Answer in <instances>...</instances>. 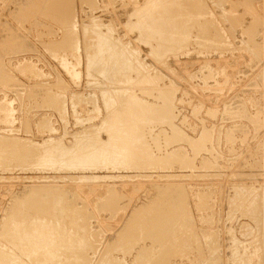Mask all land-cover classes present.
Segmentation results:
<instances>
[{
  "label": "rangeland",
  "instance_id": "374dc122",
  "mask_svg": "<svg viewBox=\"0 0 264 264\" xmlns=\"http://www.w3.org/2000/svg\"><path fill=\"white\" fill-rule=\"evenodd\" d=\"M161 1L158 6L172 9L171 14L178 16V21L184 20H181V24L187 25L189 22L190 28L180 26L177 21V30H185L189 34L194 31L196 34L190 35L192 38L187 47L176 55L169 54L158 60L155 55L152 56L151 45L144 39L148 30H144L146 34L143 32L142 38L137 29V24L141 22L140 11L148 7L152 10V6L157 11L153 0H0V148L4 155L8 153V157L0 153V256L3 255L0 264H4L7 259L9 264L12 261L13 264H43L44 261V264H62L64 260L66 264H264V0H199L201 4H197L198 0L196 3L195 0ZM145 4L148 6H143ZM200 9L203 10V16L199 13ZM226 11L228 14L224 16ZM196 13L197 16H194ZM187 15L190 19L184 18ZM195 19H200V24L195 23ZM73 25L77 28L76 37L68 34ZM108 28L113 30L109 33L112 37L109 35L111 39L108 43L113 40V45L107 44L102 50V59L89 67L88 57L98 53V36L101 32L107 33ZM220 31L223 32L222 36ZM76 38L80 43L79 50L72 49ZM116 38L117 42L121 41L120 46L114 43ZM208 38L218 40L223 45L205 46L203 42ZM114 45L117 49L112 47ZM123 45L130 49H124ZM121 48L123 53L120 52ZM114 49L115 52L119 51V59ZM129 50L132 57L128 54ZM105 54H108V59ZM117 61L121 64L116 66ZM74 71L78 74L75 75ZM149 76H153L154 80L147 79L151 78ZM143 77H146L145 80ZM156 88L163 91L160 96ZM119 89L129 98L123 95L121 102L117 94ZM131 107L133 110L129 111ZM118 111H122L119 114L122 118L128 113L138 115L145 112L146 116L147 113L151 115L147 117L150 125L140 122L142 126H138L139 132L134 139H124L125 135L124 138L123 135L116 138L119 140L115 142L119 144H114L119 145L122 151L130 147L131 150L126 149L128 154L125 151L123 156L111 157L107 160L110 167L105 166V162L90 170L72 169L60 163L63 161L61 155L76 146V143L83 146L92 140L95 142L96 138L98 141H108L107 129L110 124H107L106 119L109 114L117 112V115ZM165 112L169 113L168 117ZM154 117H159L155 119L156 122L152 119ZM146 128L150 130L147 132ZM151 132H154L152 136ZM120 142L123 145L121 147ZM12 150L17 151L15 153ZM31 152L38 155H32ZM43 153L51 155L47 157ZM14 155L15 159H12ZM40 155L47 157V160H52L51 156H54V160L50 161L53 164L38 167L37 158ZM133 156H136L134 160L131 159ZM140 157L144 159L139 160ZM112 158L116 160L112 161ZM145 159H148V163ZM117 161H123L119 163L121 166H118ZM140 161H144V164ZM33 162H37L36 165ZM110 162H115V165ZM94 174L109 175V178H82L83 175ZM25 191L32 193L34 198ZM40 195L42 197L38 200ZM56 196L62 203L60 205H63L59 207L66 214L61 209H54ZM24 199L27 204H24ZM36 201L41 207H36ZM24 205H28L27 211ZM19 208H22L20 210L24 215L27 214L26 219L22 212L20 214ZM36 211L39 212L38 216ZM11 215L14 218L12 222ZM42 215L47 224L49 220L48 228L44 231L46 236L49 233L48 245H43L44 249L40 248L42 244H38L33 229V221ZM18 217L23 221L28 218L27 223H22L20 219L24 236L29 235L26 238L32 240L25 243L28 246L20 242L18 244V233L13 232V229L9 231L13 221L19 223ZM57 222L58 225L52 224ZM28 223L32 225L28 226ZM54 226L62 228L54 229ZM73 226L77 227L79 234ZM55 233L58 237L60 234L61 238ZM169 233L174 236L169 237ZM9 237L11 240H8ZM77 237L87 241L78 239L76 242ZM2 238H5V242L7 239L8 243ZM166 238L169 242H165ZM33 241L39 246L36 243V246L33 245ZM72 242L80 247L74 248L77 245ZM58 243L71 244L72 250L76 252L70 250V245L65 246L62 253L64 245L56 247ZM87 243L91 246L88 247ZM30 246L34 247L32 252L29 251L32 250ZM50 246L57 248L54 249L55 253L62 248V252L58 251L60 255L58 252L54 254ZM81 249L86 255L81 253ZM45 250L50 252L46 254ZM34 251L33 256L30 253ZM6 253L7 256H13L6 257ZM44 253L49 256L48 260L47 256L43 257ZM61 253L64 256L73 253V256H68V259ZM31 258H34L32 262ZM74 258L78 260L74 261ZM37 259L42 260L39 262Z\"/></svg>",
  "mask_w": 264,
  "mask_h": 264
},
{
  "label": "bare ground",
  "instance_id": "6f19581e",
  "mask_svg": "<svg viewBox=\"0 0 264 264\" xmlns=\"http://www.w3.org/2000/svg\"><path fill=\"white\" fill-rule=\"evenodd\" d=\"M159 1H161V0H153V5H155V8H156V10L157 11H159V13H157V11H155V9H154V7L152 6V10H150L151 8L150 7H148V8H145V9H143V11H140L139 12V16H140V19H141V22H139L138 24H137V29L140 31V37H142L143 36V32H145V34H146V31H144V30H148V32H147V34L145 35V37H144V39L147 41V42H149V45H151V53L153 54L152 56H154L155 55V57L158 59V60H161V59H164V57H166L167 55H169V54H175V53H178L180 50H183L184 48H186L187 47V45H188V43L190 42V39L192 38V37H190V35L191 34H194L195 32L193 31V33H191V34H189L188 32H185V30L184 31H181V30H177V26H178V23H177V21L179 20L178 18V16H176L175 14L173 15V14H171L172 12V9L170 10L169 8H162V7H164V6H158V5H160V2ZM166 1V0H165ZM186 1V0H185ZM184 1V2H185ZM189 1V0H188ZM192 1V0H191ZM149 2V1H148ZM148 2H146V3H148ZM152 2V1H151ZM161 2H163V1H161ZM167 2V1H166ZM198 2H200V4L202 3L201 1H197V4H199ZM159 3V4H158ZM163 3H165V2H163ZM168 3V2H167ZM192 3V2H191ZM195 3H196V0H195ZM194 3V4H195ZM169 4H170V1H169ZM168 4V5H169ZM172 4V3H171ZM186 4V3H185ZM193 4V5H194ZM146 5L147 4H145V5H143V6H145L146 7ZM203 5V4H202ZM201 5V6H202ZM148 6V5H147ZM170 6V5H169ZM173 6V5H172ZM199 6V5H198ZM183 7V6H182ZM194 7L196 8L197 6H195L194 5ZM171 8V7H170ZM206 8V7H205ZM205 8H204V10H205ZM139 9H142V8H139ZM138 11V10H137ZM161 11H164L163 12V14H161L160 15V12ZM195 11H196V9H195ZM200 12V14H201V12H203V10H199ZM174 12V11H173ZM192 12V11H191ZM198 12V11H197ZM205 12V11H204ZM225 12V11H224ZM228 11H226V13H223L224 14V16H225V14H228L227 13ZM230 12V11H229ZM134 13H136V11L134 12ZM195 13V12H194ZM230 14V13H229ZM202 15V14H201ZM207 15V14H206ZM132 16H134V15H132ZM191 16V18H192V14H190L189 15V17ZM194 16H197V13H196V15H194ZM194 16H193V19H194ZM199 16V15H198ZM203 16V15H202ZM204 16H205V14H204ZM223 16V17H224ZM135 17V16H134ZM178 17V18H177ZM185 17H188V15L187 16H184V18ZM187 18V19H190V18ZM200 18H201V16H199ZM198 17V18H199ZM206 17V16H205ZM204 18V17H203ZM137 19H138V17H137ZM215 19V18H214ZM181 20L182 19H180V21H178L179 22V24H180V26L181 25H186V23L184 24L183 22V24H181L180 22H181ZM196 20V19H195ZM194 20V21H195ZM200 19H198V20H196L197 22H195V23H198V24H200L198 21H199ZM206 20H207V17H206ZM209 20V19H208ZM210 20H211V18H210ZM182 21H184V20H182ZM185 21H186V19H185ZM190 21V20H189ZM193 21V20H192ZM193 21V22H194ZM207 22V21H206ZM209 22H211V21H209ZM208 22V23H209ZM215 22V21H214ZM136 23V22H135ZM177 24V25H176ZM193 24V23H192ZM201 24H203V22L201 23ZM212 24H213V20H212ZM112 25V24H111ZM189 25V22H187V25L186 26H188ZM190 25H191V23H190ZM197 24H195V26H196ZM205 25V24H204ZM207 25V24H206ZM70 26V25H69ZM93 26H95V25H93ZM92 26V27H93ZM209 25H207V27H208ZM217 26V25H216ZM112 27V26H111ZM185 26H182V28H184ZM189 28H190V26H188ZM194 27V26H193ZM198 27V26H197ZM202 27V26H201ZM200 27V28H201ZM212 27V26H211ZM146 28V29H145ZM191 28H192V26H191ZM205 28H206V26H205ZM179 29V28H178ZM181 29V28H180ZM186 29V28H185ZM193 29V28H192ZM209 29H210V27H209ZM212 29V28H211ZM210 29V30H211ZM220 29V28H219ZM222 29V28H221ZM220 29V30H221ZM95 30V29H94ZM187 30V29H186ZM193 30H196V29H193ZM201 30V29H200ZM199 30V31H200ZM203 30H204V28H203ZM93 31V30H92ZM96 31H98V30H96ZM110 31H113V30H111L110 28H108V32L107 33H102L101 31V33L99 34V36H98V38L100 39V45H98V53L95 55V56H93V57H91V56H89L88 57V65H89V67L90 66H92L93 64H97L96 62H99L102 58H100L101 57V53H103L102 52V50H103V48L104 47H107L106 45L107 44H111L112 42H113V40L111 41V43H108V42H110ZM188 31H189V29H188ZM190 31H191V29H190ZM198 31V30H197ZM207 31V30H206ZM215 31H217L216 29H215ZM219 31V30H218ZM223 31V30H222ZM222 31H220L219 33H221ZM210 32V31H209ZM214 32V31H213ZM70 33V36L73 34V35H75L74 37H76L77 36V28H76V26L75 25H73L72 27H70L69 28V31H68V34ZM200 33V32H199ZM198 33V34H199ZM223 33V32H222ZM222 33H221V36H222ZM112 34V33H111ZM196 34V33H195ZM205 35H206V33H204ZM210 34H211V32H210ZM110 35V36H109ZM203 35V34H202ZM223 35H225V34H223ZM69 36V37H70ZM194 36H196V35H194ZM207 36H208V34H207ZM213 36V35H212ZM211 36V37H212ZM112 37V36H111ZM197 37H198V35H197ZM224 37V36H223ZM113 38H115V37H113ZM120 38V37H119ZM143 38V37H142ZM194 38V37H193ZM200 38V37H199ZM198 38V39H199ZM203 38V37H202ZM206 38V37H205ZM210 38V37H209ZM208 38V40H206V41H204L203 42V44L205 45V46H211V45H219V43H220V41H218V40H210ZM220 38V37H219ZM218 38V39H219ZM69 39V38H68ZM214 39H216V38H214ZM224 40H226L225 38H223ZM222 39V40H223ZM70 40H71V38H70ZM115 40V42L114 43H116L117 42V38L116 39H114ZM153 40H155L156 42L154 43L153 42ZM199 40H202V39H199ZM97 41V40H96ZM119 41V40H118ZM142 41V40H141ZM198 41V40H197ZM119 42H121V41H119ZM119 42H117V44L119 43ZM221 42H223V41H221ZM69 43V42H68ZM96 43V42H95ZM99 43V42H98ZM116 44V45H117ZM122 44H123V41H122ZM221 45H223L222 43H220ZM224 44H225V42H224ZM111 45H113V43L111 44ZM121 44L119 43V46H120ZM129 45V44H128ZM87 46V45H86ZM118 46V47H119ZM124 46V45H123ZM113 48L115 47L116 48V46L114 45V46H112ZM125 47H127L128 49H130L131 47H130V45H129V47L126 45V46H124L123 48L125 49ZM214 47V46H213ZM79 48H80V43H79V40L76 38V40H75V44H74V46H73V48L72 49H74V50H79ZM109 48V47H108ZM123 48H121L120 49V52H121V50L123 49ZM126 48V49H127ZM96 49V48H95ZM107 49V48H106ZM117 49V48H116ZM127 49V50H128ZM108 50V49H107ZM110 50H112V49H110ZM109 50V51H110ZM118 50H119V48H118ZM127 50H126V52H125V50H124V52L125 53H127ZM133 50V49H132ZM131 50V51H132ZM87 51V50H86ZM137 50H135V52H136ZM96 52V51H95ZM114 52H115V49H114ZM113 52V53H114ZM116 52H117V50H116ZM115 52V54H117V55H114V56H117V59H119V51L116 53ZM134 52V51H133ZM107 53H108V51H107ZM121 53H123V52H121ZM132 53V52H131ZM130 53V50H129V52H128V54L130 55L131 54ZM112 54V53H111ZM110 54V55H111ZM136 54V53H135ZM106 55V58L108 59V57H107V55L108 54H105ZM123 55V54H122ZM126 55V54H125ZM129 55H127V57L129 56ZM134 55V54H133ZM140 55V54H139ZM176 55V54H175ZM102 56H104V55H102ZM105 57V56H104ZM122 57H125V56H122ZM127 57H125V58H127ZM131 57H132V54H131ZM135 57V56H134ZM97 58V59H96ZM112 58H115V57H113L112 56ZM129 58V57H128ZM127 58V59H128ZM138 58V57H137ZM96 59V60H95ZM104 59V58H103ZM120 59H122L121 57H120ZM124 59V58H123ZM127 59H125V60H127ZM134 59V58H133ZM113 60V59H112ZM112 60H110V61H112ZM116 60V59H115ZM135 60V59H134ZM137 60V59H136ZM106 61V60H105ZM129 61H131V60H129ZM141 61V60H140ZM118 62V61H117ZM116 62V63H117ZM122 62V61H121ZM103 63H104V61H103ZM108 63H109V61H108ZM112 63V62H111ZM110 63V64H111ZM116 63H114V64H116ZM123 64L125 63H127V64H129V62H122ZM135 63V62H134ZM143 63V62H142ZM141 63V64H142ZM100 65H101V62L99 63ZM109 64V65H110ZM119 64H121V63H119L118 62V64H116V66L117 65H119ZM122 64V65H123ZM139 65H140V62L138 63ZM137 64V65H138ZM102 65H104V64H102ZM143 66H147V65H145V64H142ZM107 66V65H106ZM124 66V65H123ZM126 66V65H125ZM88 67V68H89ZM110 67V66H109ZM113 67V66H112ZM101 68V67H100ZM104 68H106V67H104ZM126 68V67H125ZM128 68V67H127ZM93 69V68H92ZM102 69H103V67H102ZM132 69V68H131ZM150 69V68H149ZM139 70V69H138ZM141 70H142V68H141ZM106 71H107V69H106ZM110 71H112L111 69H110ZM118 72V71H117ZM150 72V71H149ZM72 73V72H71ZM74 74L75 75H77L78 73L76 72V71H74ZM105 74V73H104ZM141 76V75H140ZM146 76H147V74H146ZM148 77V76H147ZM149 77H151V76H149ZM153 77V76H152ZM151 77V78H152ZM144 78V77H143ZM146 78V77H145ZM145 78H144V80H145ZM151 78H147V79H150V80H154V77L151 79ZM127 80V79H126ZM144 80H143V82H144ZM149 80V81H150ZM141 82H142V80H140ZM147 81V80H146ZM148 82V81H147ZM152 82H154V81H152ZM151 82V83H152ZM156 82V81H155ZM133 83V82H132ZM150 83V82H149ZM142 84V83H141ZM144 84V83H143ZM156 84V83H155ZM125 85H126V83H125ZM145 85V84H144ZM151 85H153V84H151ZM147 86H148V84H147ZM125 88V87H124ZM124 88H121V89H124ZM126 88H127V86H126ZM128 88H131L132 89V87H128ZM121 89H119L120 91H118L117 92V94H118V97H120L121 98V102H122V98H123V91L121 90ZM134 89V88H133ZM132 89V90H133ZM147 89V88H146ZM125 90V89H124ZM149 89H147L146 91H148ZM156 90V92H158L157 90H159V89H155ZM128 91H129V89H128ZM126 92H127V89H126ZM126 92H124V93H126ZM130 92V91H129ZM133 93L135 92V90L134 91H132ZM149 92V91H148ZM159 92H160V90H159ZM161 92H163V91H161ZM161 92H160V94L158 95V96H160L161 95ZM128 93V92H127ZM112 95V94H111ZM126 95V94H125ZM125 95H124V98H127V97H125ZM129 95V94H128ZM131 95H132V93H131ZM134 95V94H133ZM156 95V94H155ZM163 95H165V94H163ZM171 95V94H170ZM136 96V95H135ZM134 96V97H135ZM137 96H139V95H137ZM157 96V95H156ZM131 97V96H130ZM162 97V96H161ZM170 97V96H169ZM108 98V97H107ZM110 98V97H109ZM119 98V99H120ZM129 98V97H128ZM157 98V97H156ZM162 98H164V96L162 97ZM166 98V97H165ZM132 99V98H131ZM134 99H136V98H134ZM134 99H133V101H134ZM139 99V98H138ZM128 100H130V99H128ZM141 100V99H140ZM170 100V99H169ZM1 101V100H0ZM125 101V100H124ZM132 100H131V102H133ZM136 101H139V100H136ZM146 101V100H145ZM162 101H164L163 99H162ZM2 102V101H1ZM126 102V101H125ZM128 102V101H127ZM143 103H144V100L142 101ZM158 102V101H157ZM6 103V102H5ZM134 103V102H133ZM139 103H141L140 101H139ZM147 104L146 105H148V103H149V101H147L146 102ZM167 103V102H166ZM170 103V102H169ZM1 104V103H0ZM128 104V103H127ZM130 104V103H129ZM128 104V105H129ZM127 105V106H128ZM130 105H132V104H130ZM134 105H136V104H134ZM133 105V106H134ZM143 105V104H142ZM141 105V106H142ZM153 105V104H152ZM154 105H155V103H154ZM164 105V104H163ZM162 105V106H163ZM169 105V104H168ZM117 106V105H116ZM132 106V107H133ZM136 106H138V104L136 105ZM157 106H159V104L157 105ZM161 106V105H160ZM159 106V107H160ZM170 106V105H169ZM131 107V108H132ZM144 107H146V106H144ZM154 107H156V106H154ZM165 107V106H164ZM163 107V108H164ZM166 107H167V105H166ZM126 108V107H125ZM128 108H130V107H127V109ZM134 108V111H135V106L133 107ZM133 108L132 109H129V111L130 110H133ZM138 108V107H137ZM141 108H143V107H141ZM140 108V109H141ZM153 108V107H152ZM163 108H160L159 110H161V109H163ZM144 109V108H143ZM142 109V110H143ZM146 109V108H145ZM148 109H149V107H148ZM166 109V108H165ZM124 110V109H123ZM147 110V109H146ZM153 110H155V109H153ZM159 110H158V112H159ZM170 110V109H169ZM112 111V110H111ZM143 111H145V110H143ZM156 111H157V109H156ZM163 111H165V110H163ZM168 111V110H167ZM119 112V111H118ZM122 112V111H121ZM121 112H119L117 115H116V113L117 112H115L114 114H109V117H107V119H106V121H108L107 122V124H110V126L108 127V141H105V142H103L102 140H100L99 139V141L98 140H96L95 139V142H94V140H92L91 141V143L90 142H88V144L86 143V145H83L82 146V144H80V143H76L75 145L77 146L78 144L79 145H81V147H76V146H74L73 148H70V147H68V148H70V149H67V151L65 152V154L64 155H61L62 156V160L63 161H60V159H59V161H60V163H62V164H66L68 167H70V168H72V169H79V168H81V169H84V170H87V169H96V168H98V167H100L99 165L100 164H103V163H105L106 162V165L105 166H107L108 164V162H107V160H110L111 159V157H114L115 156V158H116V156H118V155H122L123 154V152H125L126 151V149H125V151H124V149H123V147H122V149H123V151L120 149V148H118V146H116L115 144H119V142H115V140H116V138L117 137H119L120 135H123V137L122 138H124V135H125V138L124 139H129V138H131V139H134L135 138V136H136V134H138L137 132H139L138 130V126H142V124H146L147 122L149 123L150 121H149V117H148V113H147V116L144 114V113H140V114H138V115H136V113L135 114H132V113H128V115H126L125 113V115L127 116H124L123 118L122 117H120L119 116V114L121 113ZM124 112V111H123ZM126 112V111H125ZM138 112V111H137ZM155 112V111H154ZM154 112H152V113H154ZM127 113V112H126ZM162 113V112H161ZM161 113H159L160 114V116L162 115ZM166 113V112H165ZM123 114V113H122ZM167 114V113H166ZM163 115H164V113H163ZM168 115H169V113L166 115L167 117H168ZM122 116V115H121ZM149 116H151V115H149ZM154 116V115H153ZM156 116V115H155ZM148 117V118H147ZM164 117H165V115H164ZM170 117V116H169ZM159 118V117H158ZM157 117L155 118H152V119H154V121H155V119H158ZM162 119H163V117H162ZM153 121V122H154ZM159 121H160V119H159ZM164 121L166 122V119H164ZM167 121H168V118H167ZM5 122V121H4ZM140 122H142V124L140 123ZM156 122V121H155ZM138 123L139 124H141V125H138ZM147 123V124H148ZM160 123H161V121H160ZM149 125H150V123H149ZM149 125H147L148 127H150ZM146 126V125H145ZM146 126V127H147ZM143 127H144V125H143ZM143 127H142V129H143ZM104 129H106V128H104ZM141 129V128H140ZM141 129V130H142ZM147 129V128H146ZM83 130V129H82ZM106 130V131H107ZM140 130V131H141ZM144 130H145V128H144ZM150 130V129H149ZM148 129H147V132L149 131ZM152 130V129H151ZM93 133V132H92ZM145 133V132H144ZM144 133H143V130H142V134H143V136H144V138H146L145 137V135H144ZM154 132H151V135L150 136H152V134H153ZM95 134V133H94ZM140 134V133H139ZM149 134H150V132H149ZM92 136V135H91ZM140 136V135H139ZM142 135H141V137H143ZM97 137V136H96ZM121 137V136H120ZM138 137V136H137ZM136 137V138H137ZM140 137V138H141ZM95 138V137H94ZM99 138V137H98ZM139 138V139H140ZM148 138V137H147ZM147 138H146V140H147ZM153 138V137H152ZM79 139V138H78ZM121 139V138H120ZM131 139H129V140H131ZM143 139V138H142ZM51 141H52V139H50ZM59 140V139H58ZM119 140V139H118ZM118 140H116V141H118ZM121 140H123V139H121ZM136 140V139H135ZM141 140V139H140ZM146 140H144V141H146ZM27 141V140H26ZM48 142H49V140H47ZM134 141V140H133ZM136 141H138V140H136ZM148 141V140H147ZM21 142V141H20ZM45 142V141H44ZM114 142H115V144H114ZM123 142V141H122ZM126 141H124V143H125ZM135 142V141H134ZM134 142H132V144L134 143ZM21 143H23V142H21ZM81 143H85V141L83 142H81ZM131 143V142H130ZM129 143V144H130ZM138 143H141V142H138ZM142 143H143V140H142ZM144 143H146V142H144ZM8 144H10V143H8ZM34 144V143H33ZM46 144V143H45ZM45 144H43V146L45 145ZM120 144H121V142H120ZM126 144V143H125ZM128 144V143H127ZM2 145V144H1ZM131 145V144H130ZM140 144H138V146H139ZM145 145V144H144ZM147 145V144H146ZM145 145V146H146ZM149 145V144H148ZM147 145V146H148ZM7 146H9V145H6V147ZM25 146H28V145H25ZM35 146H37V145H35ZM121 146H123L122 144L120 145V147ZM128 146V145H127ZM137 146V145H136ZM137 146V147H138ZM32 147V146H31ZM59 147V146H58ZM124 147H126L125 145H124ZM131 147H132V145H131ZM135 147V146H134ZM141 147H142V145H141ZM144 147V146H143ZM142 147V148H143ZM150 147V146H149ZM148 147V148H149ZM9 148H11V147H9ZM8 148V149H9ZM1 149V148H0ZM14 149V148H13ZM16 149V148H15ZM24 149H26V147L24 148ZM28 149V148H27ZM26 149V150H27ZM35 149V148H34ZM40 149V148H39ZM63 149V148H62ZM135 149H137L136 147H135ZM141 149V148H140ZM139 149V150H140ZM146 148H144V150H145ZM152 149V148H151ZM36 150V149H35ZM127 150H131L130 149V147L127 149ZM1 152L0 153H2V149L0 150ZM5 151V150H4ZM3 151V152H4ZM13 151V150H12ZM15 151H17V150H15ZM15 151H13V152H15ZM34 151V150H33ZM37 151V150H36ZM64 151V150H63ZM133 151V150H132ZM138 151V150H137ZM152 151V150H151ZM12 152V153H13ZM30 152V151H29ZM39 152H40V150H39ZM43 152V151H42ZM127 152V151H126ZM135 152H136V150H135ZM135 152H133V153H135ZM140 152V151H139ZM174 152H176V151H174ZM6 153V152H5ZM16 153V152H15ZM32 153V155H35L34 153H36L35 151H34V153L33 152H31ZM41 153V152H40ZM39 153V154H40ZM57 153V152H56ZM130 153H131V151H130ZM132 153V154H133ZM144 151H143V155H144ZM3 154V153H2ZM1 154V155H2ZM8 154V153H7ZM7 154L6 155H4L5 157L7 156ZM42 154V153H41ZM44 154V153H43ZM50 154V153H49ZM125 154V153H124ZM127 154H128V152H127ZM139 154V153H138ZM149 155L151 154V153H148ZM176 154H178V152H176ZM10 155V154H9ZM17 155V154H16ZM16 155H14L13 157L14 158H12V159H15V156ZM20 155V154H19ZM38 155V154H37ZM37 155H35V156H37ZM51 155V154H50ZM49 155V156H50ZM55 155V154H54ZM152 155H153V152H152ZM154 155H156V154H154ZM168 155H171V154H168ZM173 155H175V154H173ZM173 155H172V157H173ZM11 156V155H10ZM44 156H47L46 154H44ZM44 156H42V155H40L37 159H38V163L37 162H33L34 164L35 163H37L38 164V167H47V166H50L51 164H53V163H51L53 160H54V156H51V157H53L52 158V160H47L46 158L47 157H49V156H47L46 158L44 157ZM123 156V155H122ZM125 156H127V155H125ZM125 156H124V158H125ZM137 156H139V155H137ZM145 156V155H144ZM143 156V157H144ZM178 156V155H177ZM0 157H2V156H0ZM8 157V156H7ZM23 157V156H22ZM120 157V156H119ZM129 157H131V155L129 156ZM134 157H136V156H133L131 159H135ZM150 157H152V156H150ZM17 158V157H16ZM19 158L21 159V157L19 156ZM25 158V157H24ZM27 158V157H26ZM127 158V157H126ZM146 158H148V157H146ZM158 158V157H157ZM170 158V157H169ZM174 158V157H173ZM176 158H178V157H176ZM2 159H5V158H2ZM9 159H11V158H9ZM29 159V158H28ZM27 159V160H28ZM32 160H34V158H31ZM31 159H29V160H31ZM121 159H122V157H121ZM120 159V160H121ZM137 159H138V157H137ZM140 159H144V158H139V160ZM155 160H156V158H154ZM1 160V159H0ZM25 160V159H24ZM36 160V159H35ZM56 155H55V160H54V162H56ZM114 159L112 158V161H113ZM116 160V159H115ZM114 160V161H115ZM119 160V159H118ZM146 160V159H145ZM148 160V159H147ZM146 160V162L148 163V161ZM160 160V159H159ZM2 161V160H1ZM10 161V160H9ZM26 161V160H25ZM51 161V162H50ZM58 161V162H59ZM131 161V160H130ZM152 161H153V159H152ZM23 162V161H22ZM121 162H123V161H121ZM121 162H119V163H121ZM138 162V161H137ZM141 163H143L142 161H140ZM145 162V163H146ZM151 162V161H150ZM111 163V162H110ZM115 163V162H114ZM114 163H111V164H113V165H115ZM117 163H118V161H117ZM118 163V164H119ZM125 163H126V161H125ZM133 163V162H132ZM140 163V164H141ZM153 163H154V161H153ZM33 164V165H34ZM61 164V165H62ZM127 164V163H126ZM144 164V163H143ZM3 165V164H2ZM8 165H10V164H8ZM7 165V166H8ZM36 165V164H35ZM34 165V166H35ZM103 165V166H104ZM110 165V164H109ZM108 165V166H109ZM113 165H111V166H113ZM124 165V164H123ZM128 165V164H127ZM136 165V164H135ZM150 165H151V163H150ZM65 166V165H64ZM104 166V167H105ZM118 166H121L120 164L118 165ZM117 166V167H118ZM124 166H126V165H124ZM139 166V165H138ZM142 166H145V165H142ZM146 166H148L147 164H146ZM103 167V168H104ZM110 167V166H109ZM133 167H134V164H133ZM133 167L132 168H129V169H133ZM114 168V167H113ZM112 168V169H113ZM108 169V168H107ZM115 169H117L118 170V168H116V166H115ZM124 169H127V168H125L124 167ZM111 170V169H110ZM128 170V169H127ZM108 171V170H107ZM119 171V170H118ZM81 172V171H80ZM94 172V171H93ZM96 172V171H95ZM81 177V176H80ZM82 178L83 179H106V178H109V175H96V174H94V175H90V176H82ZM81 178V179H82ZM28 187V186H27ZM31 191V190H30ZM26 192V191H25ZM33 192V191H32ZM36 192H39V191H36ZM45 192V191H44ZM27 193V192H26ZM33 193H35V192H33ZM250 193V192H249ZM27 194H32V193H27ZM41 194V193H40ZM38 195V194H37ZM37 195H35V196H37ZM51 195H53V194H51ZM25 196V195H24ZM27 196H29V195H27ZM30 196H32V199L34 198L33 196V194L32 195H30ZM29 196V197H30ZM49 196V195H48ZM257 196H260V195H258L257 194ZM40 197H42L41 195L40 196H38L37 197V199L39 198L40 199ZM255 197V196H254ZM31 198V197H30ZM57 198V196L56 197H54V199H56ZM60 198V197H59ZM29 199V198H28ZM32 199H30L31 200V203H32ZM38 199V200H39ZM43 199V198H42ZM67 199V198H66ZM253 199V198H252ZM21 200V199H20ZM25 200V199H24ZM24 200L22 201V202H24ZM36 200V199H35ZM46 200V199H45ZM44 200V201H45ZM57 200V199H56ZM181 200V199H180ZM34 201V200H33ZM43 201V200H42ZM262 202H263V198H262V200H261ZM20 202V201H19ZM33 203H35V202H33ZM50 203V202H49ZM60 200H57V201H55V203H54V209L56 210H58V209H61L59 206H63V205H60ZM251 203V202H250ZM21 204H23V203H21ZM24 204H27L26 203V200H25V203ZM30 204V203H29ZM28 204V205H29ZM62 204V203H61ZM74 204V203H73ZM28 205H24L26 208L24 209V210H26L27 211V206ZM36 205H37V201H36ZM38 205L40 206V204L38 203ZM38 205L36 206V207H38ZM42 205V204H41ZM69 205H70V203H69ZM253 205V204H252ZM15 206V205H14ZM21 206H23V205H21ZM31 207L33 208L34 206H32L31 205ZM31 207H30V209H31ZM41 207V206H40ZM40 207H39V210H40ZM181 207V206H180ZM14 208V207H13ZM29 208V207H28ZM250 208V207H249ZM256 208V207H255ZM17 209L18 208H16V211H17ZM20 209H22V208H19V210ZM30 209H28V210H30ZM181 209V208H180ZM38 210V209H37ZM42 210V209H41ZM44 210V209H43ZM42 210V211H43ZM53 210V209H52ZM56 210V211H57ZM62 210V209H61ZM143 210H145V209H143ZM151 210V209H150ZM173 210V209H172ZM246 210H247V208H246ZM12 211V210H11ZM49 211V210H48ZM54 211V210H53ZM63 211V213H64V211L65 210H62ZM14 212V211H13ZM18 212V211H17ZM21 210H20V214H21ZM37 212V211H36ZM74 212V211H73ZM179 212V211H178ZM256 212V211H255ZM12 213V212H11ZM10 213V214H11ZM30 213V212H29ZM39 212H37V216L39 215L38 214ZM40 213H41V211H40ZM46 213V212H45ZM49 213V212H48ZM54 214H55V212H53ZM63 213H61L62 215H63ZM9 214V215H10ZM19 214V213H18ZM18 214H16V215H18ZM22 214L24 215V213L22 212ZM25 214H26V212H25ZM42 214V213H41ZM51 214V213H50ZM64 214H66V213H64ZM251 214H255V213H251ZM27 215V214H26ZM26 215H24L25 216V219H26ZM35 215H36V213H35ZM44 215V214H43ZM42 215V217H39L38 219H34L35 221H33V219H32V221L34 222V226H33V229H34V234L37 236L36 238H37V242H38V244L40 243V245L42 244V246L40 247V248H42L43 247V245H48V239L49 238H47L49 235V233L47 232V236H46V233L44 232L47 228H48V224H49V220H48V224H47V222H46V219L45 218H43L44 216ZM53 215V214H52ZM57 215V214H56ZM55 215V217H56V219H58V217ZM71 215V214H70ZM134 215V214H133ZM182 215H184V214H182ZM19 216H21V215H19ZM28 216H30V214L28 215ZM36 216V217H37ZM41 216V215H40ZM46 216V215H45ZM48 216V215H47ZM66 216V215H65ZM22 217V216H21ZM33 217H34V215H33ZM32 217V218H33ZM52 217V216H51ZM54 217V216H53ZM54 217V218H55ZM68 217V216H67ZM182 217V216H181ZM6 218V217H5ZM7 218H10V217H7ZM30 218V217H29ZM35 218V217H34ZM46 218H48V217H46ZM53 218V219H54ZM80 218V217H79ZM78 218V219H79ZM258 218V217H257ZM12 219H14V218H12V215H11V222H12ZM18 219H19V217H18ZM21 219V218H20ZM20 219L19 220H17V222L19 221V223H15L14 221H13V224L11 223V225H12V228H11V230H9V231H12V229L14 230L13 232H15V233H18L17 235H19L18 236V240L17 239H14V240H17L18 241V244H19V242H20V244L22 245V244H24V246L26 245V246H28L29 244H25V243H27V242H30V241H32V240H30V239H27L28 237H29V235H28V237H27V235H26V237L24 236V232H22V229L24 228V227H21V224L23 223V222H28V218H27V220H25V221H23L22 219H21V224H20ZM24 219V218H23ZM31 219V218H30ZM55 219V220H56ZM73 219V218H72ZM74 219H76V218H74ZM136 219V218H135ZM181 218H179V220H180ZM8 220V219H7ZM52 220V219H51ZM62 220V219H61ZM143 220V219H142ZM177 220V219H176ZM182 220V219H181ZM180 220V221H181ZM2 221H4V220H2ZM57 221V220H56ZM59 221V220H58ZM73 221V220H72ZM30 222V221H29ZM51 222V221H50ZM53 222V221H52ZM61 222H63V221H61ZM74 222H77L76 220H74ZM74 222L73 223H71V224H74ZM179 222V221H178ZM5 223H7V222H4V224ZM32 223V222H31ZM31 223H28V226H31L32 224ZM65 223V222H64ZM83 223V222H82ZM173 223H174V220H173ZM20 224V225H19ZM29 224H31V225H29ZM52 224H54V225H58L59 223L57 222V223H52ZM140 224V223H139ZM172 224V223H171ZM176 224H178V223H176ZM180 224V223H179ZM63 225H65V224H63ZM67 225H69V224H67ZM0 226H2V224L0 225ZM6 226V225H5ZM5 226H3L4 228H5ZM8 226H9V224H8ZM62 226V225H61ZM60 226V227H61ZM178 226V225H177ZM27 227V226H26ZM50 227V226H49ZM52 227V226H51ZM56 227H59V226H56ZM55 226H54V229L56 228ZM59 227V228H60ZM65 227H67V226H65ZM69 227V226H68ZM80 227V226H79ZM138 227H139V225H138ZM174 227H176V226H174ZM174 227H172V228H174ZM180 227V226H179ZM6 228H7V226H6ZM8 228H10V226L8 227ZM22 228V229H21ZM28 228V227H27ZM62 228V227H61ZM73 228H74V226H73ZM77 228V227H76ZM76 228H74V229H76ZM131 228H133V227H131ZM181 228V227H180ZM31 229H32V227H31ZM50 229V228H49ZM53 229V230H54ZM69 229H70V227H69ZM80 229V228H79ZM82 229H84L83 227H82ZM128 229V228H127ZM142 229V228H141ZM140 229V230H141ZM176 229V228H175ZM25 230H27V229H25ZM62 230V229H61ZM61 230H59V231H61ZM66 230H68V228H66ZM66 230H64V231H66ZM77 230V233L79 234V230L78 229H76ZM139 230V229H138ZM174 230V229H173ZM177 230V229H176ZM175 230V231H176ZM178 230H180V229H178ZM2 230H0V232H1ZM5 231H6V229H5ZM4 231V232H5ZM24 231V230H23ZM32 231V230H31ZM49 231V230H48ZM52 231V230H51ZM55 231H57V230H55ZM58 231V232H59ZM63 231V230H62ZM71 230H69V232H70ZM72 231H73V229H72ZM82 231V230H81ZM80 231V232H81ZM29 233V231H26V233ZM69 232L67 233V235L69 234ZM74 232H76V231H74ZM73 232V233H74ZM85 232V231H84ZM88 232V231H87ZM86 232V233H87ZM142 232V231H141ZM174 232V231H173ZM178 232V231H177ZM180 232V231H179ZM14 234V233H12V232H9V234ZM51 233V232H50ZM52 233H54V232H52ZM60 233V232H59ZM58 233V234H59ZM63 233V232H62ZM61 233V234H62ZM72 233V232H71ZM70 233V234H71ZM72 233V234H73ZM83 233V232H82ZM90 233V232H89ZM185 233V232H184ZM2 234H4L3 232H2ZM5 234H7V232L5 233ZM30 234H31V232H30ZM77 234V235H78ZM170 234V233H169ZM171 234H174V233H172L171 232ZM170 234V235H171ZM179 234V233H178ZM55 235H56V233H55ZM64 235V234H63ZM74 235H76V234H74ZM87 235H88V233H87ZM6 236V235H5ZM4 236V237H5ZM57 236V235H56ZM70 236V235H69ZM84 236V235H83ZM174 235H171V236H169V237H173ZM2 237H3V235H2ZM30 237H31V235H30ZM50 237H52L51 235H50ZM58 237V236H57ZM59 237H60V234H59ZM58 237V238H59ZM64 237H66V235L64 236ZM64 237H62V239L64 238ZM82 237V236H81ZM162 237V236H161ZM169 237H168V239H169ZM15 238H16V235H15ZM32 238H33V236H32ZM36 238H34L33 240L35 241V239ZM61 238V237H60ZM68 238V237H67ZM67 238H65V239H67ZM74 238H76V237H74ZM85 238H86V236H85ZM88 238H90V237H88ZM87 238V239H88ZM4 239L5 238H2V240L4 241ZM52 239V238H51ZM72 238H70V241H73L74 239H72ZM78 239H80V237L78 238L77 237V239H76V242H77V240ZM83 239V238H82ZM82 239H80V240H82ZM173 239V238H172ZM178 239V238H177ZM182 239V238H181ZM8 240H11V238L9 237V239ZM53 240V239H52ZM80 240H79V242H80ZM84 240V239H83ZM82 240V242H85V241H87V240H85V241H83ZM88 240H90V239H88ZM92 240V239H91ZM120 240V242H121V239H119ZM33 241V242H34ZM54 241H57L56 239L54 240ZM59 241V240H58ZM62 241V240H61ZM70 241H67L68 243L70 242ZM132 241V240H131ZM135 241V240H134ZM137 241H138V239H137ZM169 242L168 240H167V238H166V240H165V242ZM173 241V240H172ZM183 241V240H182ZM5 242V241H4ZM12 242H13V244H16L15 242L16 241H13L12 240ZM49 242H51L50 240H49ZM60 242V241H59ZM63 242H64V239H63ZM66 242V243H67ZM74 242V241H73ZM72 242V243H73ZM79 242H78V244H79ZM90 242V241H89ZM119 242V244H121ZM133 242V241H132ZM5 243H8V241H7V239H6V242ZM32 243V242H31ZM30 243V245L32 246V244L33 245H35V243L36 242H34V243H32L31 244ZM54 243V242H53ZM52 243V244H53ZM71 243V242H70ZM93 243V242H92ZM127 243H128V241H127ZM126 243V244H127ZM182 243V242H181ZM37 244V243H36ZM37 244V245H38ZM62 244V243H61ZM73 244H76V243H73ZM84 244V243H83ZM82 244V245H83ZM88 244V243H87ZM123 244V243H122ZM121 244V245H122ZM128 244H130V242L128 243ZM167 244V243H166ZM179 244H180V242H179ZM183 244H185L184 243V241H183ZM4 245V244H3ZM6 245V244H5ZM11 245H12V243H11ZM50 245H51V243H50ZM55 245V244H54ZM58 245H59V243H58ZM64 245V244H63ZM63 245H59V246H56V247H60V246H62L63 247ZM71 244H69V246H70ZM77 245V244H76ZM84 245H86V244H84ZM89 245L90 244H88V247H89ZM177 245V244H176ZM182 245V244H181ZM13 246H15V245H13ZM30 246V248L29 249H32V248H34V247H31ZM36 246V245H35ZM39 246V245H38ZM38 246H37V249H38ZM65 246H67V247H69L68 245H64V247H63V252H62V248H61V251L60 250H58V251H60V252H62V253H64V248H65ZM72 246V245H71ZM78 246L80 247V245H77V247H74V248H78ZM91 246V245H90ZM128 246V245H127ZM126 246V247H127ZM131 246V245H130ZM184 246V245H183ZM17 247H18V245H17ZM16 247V248H17ZM46 247H49V246H46ZM45 247V248H46ZM51 247V246H50ZM56 247H54V248H52L51 247V250L53 249V252H54V254H56L55 253V251H54V249L56 248ZM66 247V248H67ZM85 247V246H84ZM88 247L86 248V249H88ZM114 247V246H113ZM124 247V246H123ZM125 247V248H126ZM182 247V246H181ZM180 247V248H181ZM15 247H14V249H16ZM26 248V247H25ZM24 248V250H26ZM39 248V249H40ZM72 248H73V246L71 247V249L70 250H72ZM183 248V247H182ZM18 249H19V247H18ZM43 249H44V247H43ZM57 249V248H56ZM69 249V248H68ZM82 249H83V246H82ZM82 249H81V251H82ZM91 249V248H90ZM115 249V248H114ZM130 249V248H129ZM3 250V249H2ZM4 250H5V248H4ZM7 250V249H6ZM20 250H21V247H20ZM67 250V249H66ZM80 250V249H79ZM95 251H96V249H94ZM12 251V250H11ZM23 251V250H22ZM29 251H33V249L32 250H29ZM37 251V250H36ZM47 251H49L50 252V250H45V253L47 252ZM69 251V250H68ZM72 251H74V249L72 250ZM86 251V250H85ZM88 251V250H87ZM94 251V252H95ZM127 251V250H126ZM141 251V250H140ZM139 251V252H140ZM1 252V251H0ZM6 252V251H5ZM24 252V251H23ZM28 252V251H27ZM38 252V251H37ZM37 252H36V255H35V257L37 256ZM42 252V251H41ZM71 252V251H70ZM70 252H68V254L70 253ZM74 252H76V251H74ZM78 252V251H77ZM80 252V251H79ZM78 252V253H79ZM104 252V251H103ZM142 252H143V250H142ZM149 252V251H148ZM11 253V252H10ZM45 253H44V256L43 257H45V256H47V260H48V258H49V256L48 255H45ZM62 253H61V256H63V257H65L66 258V256H67V258H68V256L69 255H66V256H64V255H62ZM78 253L76 254V253H74V254H76V255H78ZM81 253H84V250L81 252ZM106 253V252H105ZM152 253V252H151ZM3 254V253H2ZM7 254L8 253H6V257H10V256H13V255H11L10 254V256H7ZM21 254V253H20ZM23 254V253H22ZM21 254V255H22ZM28 254V253H27ZM31 255L33 254V256H34V254H35V251L33 252V253H30ZM41 254V253H40ZM46 254H48V253H46ZM50 254V253H49ZM57 254H59V252L57 253ZM65 254H67L66 252H65ZM80 254V253H79ZM85 254V253H84ZM140 254V253H139ZM5 255V254H4ZM25 255H26V253H25ZM39 255V254H38ZM42 255H43V253H42ZM42 255H41V257H42ZM51 255H53L52 254V252H51ZM60 255V254H59ZM71 255L73 256V253H71ZM71 255L69 256L70 258H71ZM86 255V254H85ZM3 256V255H2ZM2 256H0V257H2ZM27 256V255H26ZM29 256V255H28ZM57 255H55V257H56ZM79 256V255H78ZM80 256L82 257V255L80 254ZM84 256V255H83ZM234 256H238V255H234ZM6 257H4V258H6ZM15 258L16 257H18V256H14ZM34 257V258H35ZM40 257V258H41ZM80 257V258H81ZM14 258V259H15ZM34 258H31V262H32V259H34ZM52 258V257H51ZM54 258V257H53ZM60 258V257H59ZM64 258V259H65ZM107 258V257H106ZM117 258V257H116ZM237 259L239 258V256L238 257H236ZM2 259V258H1ZM11 259V258H10ZM16 259H19V258H16ZM15 259V260H16ZM57 259V258H56ZM55 259V260H56ZM64 259H62V260H64ZM69 259V258H68ZM67 259V260H68ZM73 259V258H72ZM71 259V260H72ZM83 259V258H82ZM89 259V258H88ZM87 259V260H88ZM105 259V258H104ZM147 259V258H146ZM236 259V260H237ZM240 259V258H239ZM238 259V260H239ZM14 260V261H15ZM27 260H28V258H27ZM37 260H39V259H37ZM42 260V259H41ZM41 260H39V262H41ZM44 260V259H43ZM50 260V259H49ZM53 260V259H52ZM55 260H53V261H55ZM59 260V259H58ZM60 260H61V258H60ZM59 260V261H60ZM78 260V259H77ZM76 260V258H74V261H77ZM85 260H86V258H85ZM101 260V259H100ZM107 260V259H106ZM148 260V259H147ZM1 261V260H0ZM3 261V260H2ZM7 261V263H8V259L6 260ZM5 261V262H6ZM16 261H18V260H16ZM20 261H21V258H20ZM23 261V260H22ZM53 261H52V263H53ZM58 261V262H59ZM81 262L83 261V260H80ZM80 261H79V263H80ZM92 261V260H91ZM113 261V260H112ZM149 261H150V258H149ZM153 261V260H152ZM248 261V260H247ZM4 262V261H3ZM3 262H1V263H3ZM5 262H4V264H5ZM34 262L36 263L37 261H35L34 260ZM48 262V261H47ZM51 262V261H50ZM62 262V261H61ZM68 262V261H67ZM70 262V261H69ZM85 262V261H84ZM98 262V261H97ZM111 262V261H110ZM9 263H10V261H9ZM8 263V264H9ZM16 262H14V264H15ZM18 263V262H17ZM27 263V262H26ZM44 263H46V261H44ZM43 263V264H44ZM65 263V260H64V262L62 263V264H64ZM74 263V262H73ZM87 263H88V261H87ZM113 263H115V262H113ZM145 263V262H144ZM11 264H13V261H12V263ZM19 264V263H18ZM24 264V263H23ZM29 264V263H28ZM34 264V263H33ZM37 264V263H36ZM40 264V263H39ZM48 264V263H47ZM50 264V263H49ZM54 264H56V263H54ZM59 264V263H58ZM66 264V263H65ZM69 264V263H68ZM77 264V263H76ZM92 264V263H91ZM97 264V263H96ZM123 264V263H122ZM150 264V263H149ZM249 264V263H248Z\"/></svg>",
  "mask_w": 264,
  "mask_h": 264
}]
</instances>
